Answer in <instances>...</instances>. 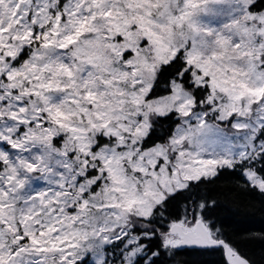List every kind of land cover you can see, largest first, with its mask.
Here are the masks:
<instances>
[{
	"label": "snow or ice",
	"instance_id": "obj_1",
	"mask_svg": "<svg viewBox=\"0 0 264 264\" xmlns=\"http://www.w3.org/2000/svg\"><path fill=\"white\" fill-rule=\"evenodd\" d=\"M225 178L264 212V0H0V264H264Z\"/></svg>",
	"mask_w": 264,
	"mask_h": 264
},
{
	"label": "trees",
	"instance_id": "obj_2",
	"mask_svg": "<svg viewBox=\"0 0 264 264\" xmlns=\"http://www.w3.org/2000/svg\"><path fill=\"white\" fill-rule=\"evenodd\" d=\"M213 194L222 203L233 209H239L240 215L236 218L239 223L231 224V228L237 234V241L245 250L259 253L261 242L250 237L257 235L264 230V212L260 211L259 200L252 194L241 190L232 178H225L212 186ZM225 219H230L225 216ZM190 259H202L211 264L212 257H190Z\"/></svg>",
	"mask_w": 264,
	"mask_h": 264
}]
</instances>
